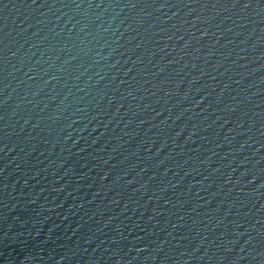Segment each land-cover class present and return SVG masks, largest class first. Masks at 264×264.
I'll return each instance as SVG.
<instances>
[{"label":"water","instance_id":"95a60500","mask_svg":"<svg viewBox=\"0 0 264 264\" xmlns=\"http://www.w3.org/2000/svg\"><path fill=\"white\" fill-rule=\"evenodd\" d=\"M0 264H264V0H0Z\"/></svg>","mask_w":264,"mask_h":264}]
</instances>
